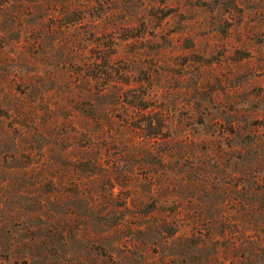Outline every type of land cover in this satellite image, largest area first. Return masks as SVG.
<instances>
[{"label":"rangeland","instance_id":"rangeland-1","mask_svg":"<svg viewBox=\"0 0 264 264\" xmlns=\"http://www.w3.org/2000/svg\"><path fill=\"white\" fill-rule=\"evenodd\" d=\"M1 151L74 251L264 264V0H0Z\"/></svg>","mask_w":264,"mask_h":264},{"label":"trees","instance_id":"trees-1","mask_svg":"<svg viewBox=\"0 0 264 264\" xmlns=\"http://www.w3.org/2000/svg\"><path fill=\"white\" fill-rule=\"evenodd\" d=\"M16 157L12 151L0 152V264L18 260L23 264H81L86 257L89 264L112 263L110 251L101 254L91 247L92 242L100 243L103 235H94L95 240L75 251L68 247L72 237L68 227L43 208L49 197L42 199L35 193L41 179L31 178L30 170L23 166L1 165ZM22 199L31 206L25 214Z\"/></svg>","mask_w":264,"mask_h":264}]
</instances>
